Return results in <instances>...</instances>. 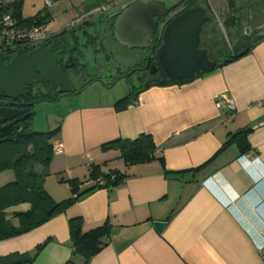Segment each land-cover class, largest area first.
Segmentation results:
<instances>
[{
	"label": "crops",
	"instance_id": "1",
	"mask_svg": "<svg viewBox=\"0 0 264 264\" xmlns=\"http://www.w3.org/2000/svg\"><path fill=\"white\" fill-rule=\"evenodd\" d=\"M24 1L23 17L35 16L25 14ZM132 1L114 5L102 0L89 10L85 4L78 20L49 35L74 31L84 58L89 53L97 54L96 61L112 56V24ZM104 3H111L112 10L97 16ZM70 76L76 85L83 82L81 72L72 70ZM86 89L64 104L70 105L57 120L62 119V127L53 142L61 143L63 151L35 171L57 203L74 196L73 180L82 181L81 192L92 186L93 166L119 171L123 181L98 188L36 229L1 241L0 257L37 253L32 264H264V108L256 104L264 99V40L190 83L143 89L124 110L115 106L119 96L97 101L95 94H102ZM221 95L234 99L235 111L217 106ZM50 127L46 123L43 131ZM245 130L248 150L239 140L225 146L232 134ZM144 134L157 147L147 162L128 164L119 147L104 149ZM10 174L0 188L15 181V172ZM15 212L25 211L8 209L9 215ZM78 218L83 232L107 221L111 226L105 246L88 261L72 240L71 220ZM156 221L166 222L161 231Z\"/></svg>",
	"mask_w": 264,
	"mask_h": 264
},
{
	"label": "trees",
	"instance_id": "2",
	"mask_svg": "<svg viewBox=\"0 0 264 264\" xmlns=\"http://www.w3.org/2000/svg\"><path fill=\"white\" fill-rule=\"evenodd\" d=\"M196 1L197 0H191L190 2H186V4H183V9L180 12L194 7L195 5L193 3ZM230 1L231 6H234L233 3L235 0ZM203 3V6L210 12L212 19H214L209 1L203 0ZM9 10L13 12L20 24L23 25H31L35 21L39 23L50 22L51 15L49 14V11L45 14V17L41 16L42 11H40L33 17L24 18L23 0H17L13 6L9 7ZM169 20L170 19L165 17L162 19V22L168 23ZM115 21L112 24L113 34ZM236 24L237 21L234 19L229 27H234ZM73 35L74 31L70 32V30H65L62 33L51 36L44 44L48 46L53 57L61 66L71 63L70 59H72V62L76 65L73 70L78 73L81 69V62L79 60L84 59V54L80 49L78 38L75 35L71 38ZM263 40L264 38L252 46L238 45L236 48H230L226 53L222 48L217 53L220 55L221 60L218 62L215 61L217 63L216 68L238 60L248 54ZM161 43L162 42L160 41L158 46H160ZM7 59L9 60L11 57L9 56ZM125 74L121 76L124 77ZM205 74H200L195 79ZM158 76V78L149 81L141 88L130 90L126 96L115 103L116 108L118 110L128 108L131 104H134L137 101L138 95L143 89L151 86L183 85L195 80L178 82L169 80L161 73ZM117 80L118 79L116 78L114 82L105 83L102 78L95 77L84 83L81 88L84 90L94 83L98 84V86L112 87ZM43 97L47 98V96ZM61 120L55 128L47 131H35V129H33V122H30L31 124H28V127L25 130L16 132L12 136L0 140V173L6 170H13L16 176L15 181L0 188V242L18 237L36 229L57 213L65 211L67 207L74 204L77 200L85 197L88 193L98 188L116 187L123 181L124 175L119 171L102 172L100 168L93 166L90 173L92 186L89 189L81 192L80 185L82 184V181L73 180L72 186L74 196L60 203L54 201V199L43 188L41 182L42 178L37 175L35 166L37 164L49 166L51 163L54 157L53 138L61 130ZM247 133L248 132L245 130L232 134L225 142V146H228L235 140H239L242 150H248L249 144L246 139ZM113 147H119L121 149L122 157L128 164L147 162L155 158L157 150L152 136L146 134L133 141L118 140L111 142L107 144L104 149H111ZM161 162L165 164L164 158H161ZM100 179H104L105 183L101 184L99 181ZM21 203H29L31 204V208L25 212H15L11 215L8 214V209ZM81 222V218L71 220L72 240L76 252L82 254L88 261L105 246L104 240L109 238L111 226L107 221L103 225L88 232H83ZM75 223H78V225L75 226ZM35 255H20L19 253L9 254L0 257V264H32Z\"/></svg>",
	"mask_w": 264,
	"mask_h": 264
},
{
	"label": "water",
	"instance_id": "3",
	"mask_svg": "<svg viewBox=\"0 0 264 264\" xmlns=\"http://www.w3.org/2000/svg\"><path fill=\"white\" fill-rule=\"evenodd\" d=\"M159 1V2H158ZM180 4L166 6L160 0H134L118 15L114 25L116 41L130 50L149 51V58L155 56L151 75L160 72L172 81H192L198 75L213 71L217 63L209 57L208 50L201 47L204 27L212 19L201 5L183 10L174 15L168 23L162 19ZM160 41L162 44L160 46ZM6 55H0V95L18 97L27 92L35 82H48L58 93H73L76 90L66 67L53 57L46 44L31 51H19L9 63ZM24 111L17 108L0 107V124L14 120L0 127V140L10 136L12 127L27 120L31 113L20 118ZM15 130L22 131L21 125ZM164 221H156L161 231Z\"/></svg>",
	"mask_w": 264,
	"mask_h": 264
},
{
	"label": "rangeland",
	"instance_id": "4",
	"mask_svg": "<svg viewBox=\"0 0 264 264\" xmlns=\"http://www.w3.org/2000/svg\"><path fill=\"white\" fill-rule=\"evenodd\" d=\"M102 1V0H99ZM98 0H89L86 3H80L79 1H72V0H58L54 3V5L49 9V12L53 15L52 20V26L49 29V33L61 30L71 24V22H75L79 19L84 13V6L87 5V10L91 8V6H97L99 5ZM109 1L113 3L114 5H118L121 2L125 0H104ZM171 3L170 0H160ZM210 7L212 11L214 12L215 21L219 24L215 26V36H212V33H209L207 36H205V39H210L209 36H212L215 38V46L212 45V47H215L214 55L217 54L223 47L225 50V53L230 50V46H227L228 42L224 41L222 38L224 37L227 39V31L224 27V20L231 15L228 7H227V0H208ZM159 2V1H158ZM107 3V4H111ZM94 4V5H92ZM171 5V4H170ZM201 6H203L201 4ZM40 8V9H39ZM45 10V0H25L24 1V12L26 15L33 16L37 14L39 11ZM176 13V12H174ZM173 13V14H174ZM221 26V27H220ZM210 25L208 26V28ZM217 28H220V33L218 32ZM210 31L207 30V32ZM71 36V38H73ZM220 46L216 47L219 40ZM225 43V44H224ZM113 46L114 48L111 49L113 51V54L100 56V58L97 57V61L95 60L96 55L94 53H89V56H86L84 59H80L81 62V69L78 72V74L82 73V80L80 83H78V86L83 85V83H86L88 80L100 77L105 83H111L114 82V80L117 78L118 80L114 83V85L107 90L104 89L102 86H98L96 83L90 85V90L88 91L89 94L94 95V93H100L102 95H97L98 100H104L102 98H105V100L110 99L113 96H119V98H123L126 96L130 90L134 88H141L142 86L146 85L149 81L158 78L159 74L151 75L150 72L145 73H137L134 74L131 77H122L121 75L129 72L133 67H137L140 63H142L148 56L146 50H130L129 48L120 45L118 42L113 40ZM107 58V60L105 59ZM224 60V59H223ZM97 85V86H96ZM100 97V98H99ZM83 101H88L90 98H82ZM74 103V102H73ZM70 104H67V106L64 105V103L60 104H54V105H46V104H40L38 106V114L36 115V118L33 120V129L35 131H43L45 130V124L49 123L51 126L50 128H55L57 126V120L64 114L66 111V107H68ZM7 171V170H6ZM4 171V172H6ZM14 173L12 172H6L4 176L0 177V183H3L5 181H9V174ZM1 174V173H0ZM3 174V172H2ZM11 175V174H10ZM1 186V184H0ZM27 205V203H21L14 207H12L15 211H27L28 208H25L24 206ZM28 206V205H27ZM31 208V206H30ZM29 208V209H30ZM11 211V210H10Z\"/></svg>",
	"mask_w": 264,
	"mask_h": 264
},
{
	"label": "flooded vegetation",
	"instance_id": "5",
	"mask_svg": "<svg viewBox=\"0 0 264 264\" xmlns=\"http://www.w3.org/2000/svg\"><path fill=\"white\" fill-rule=\"evenodd\" d=\"M170 1H171L170 3L171 5L177 4L179 2L180 4L169 13L167 19H171L174 15L179 13L183 9L184 6L183 4H186V2L188 1L190 2L191 0H170ZM161 2L165 3V1H161ZM196 3L197 5L204 4L203 0H197L193 4L196 5ZM165 4L167 7L170 6L168 2H166ZM233 4L234 6H231V1L227 0V7L231 15L224 20V27L225 30L227 31V39H225L224 37L222 39L228 42L227 46H230L231 49L236 48L238 45L252 46L257 44L261 39L264 38V0H235ZM207 12L208 14H210L209 11ZM212 13L214 15V19H211V21L207 23L204 27L201 47L207 49L209 57L212 60L218 62L221 60V57L218 54L214 55L215 47H212V45L215 46V38L212 36L213 35L215 36V26L219 24L215 21L216 15L214 14L213 11ZM234 19H236L237 21L236 26L229 27L230 23ZM209 25L210 27L208 28ZM209 29L210 31L207 32V30ZM217 30L220 33V28L219 29L217 28ZM209 33H212V36H209L210 39H205L204 37L207 36ZM220 42L221 41L219 40L218 44H216L217 45L216 47L220 46L219 45ZM146 52L148 54L147 58L137 67H133L128 73L124 75V77H131L134 74L142 73V72L147 74L151 71V67L155 63V56L149 58V51ZM10 61L11 59L9 60L7 59L6 63H9ZM70 61L71 63H67L63 67L73 64L72 59ZM74 68H75V64H73L72 68L67 69L69 75H71L70 72ZM158 74H160V72H158ZM74 85L76 87V90L73 93H58L57 90H54L48 82H35L28 86L27 92L25 94L19 95L18 97H9L6 96L5 94H1L0 107L17 108L19 110L24 111V113L21 114L20 118H23L27 113H31V116L27 120H25L21 124H18L21 125V129L23 131L28 127V124H31L30 122H33V120L36 118V115L38 114V106L40 104L56 105L62 102L65 104L68 101L72 100L74 97L80 95L85 90H87V89L83 90L81 88L82 85L80 87L77 86L75 83ZM43 96H47V98ZM12 121L14 120H8L7 122L1 123L0 127L10 124ZM18 125H14L12 127L11 130L13 133L10 136H12L17 132L15 128ZM10 136H7L5 138H8Z\"/></svg>",
	"mask_w": 264,
	"mask_h": 264
},
{
	"label": "built area",
	"instance_id": "6",
	"mask_svg": "<svg viewBox=\"0 0 264 264\" xmlns=\"http://www.w3.org/2000/svg\"><path fill=\"white\" fill-rule=\"evenodd\" d=\"M17 0H0V55H6L11 59L19 51H31L38 46L44 44L49 38V23L35 21L31 25L20 24L9 7L13 6ZM56 0H45V10L41 16L45 14L54 5ZM112 10L111 4H101L95 11L97 16L109 13ZM257 105L264 108V99L257 101ZM219 108L226 107L230 111H235L236 104L234 99L229 95H221L217 100ZM63 151L61 143L54 144V154ZM104 184V179L99 180ZM264 238V228L262 229Z\"/></svg>",
	"mask_w": 264,
	"mask_h": 264
}]
</instances>
